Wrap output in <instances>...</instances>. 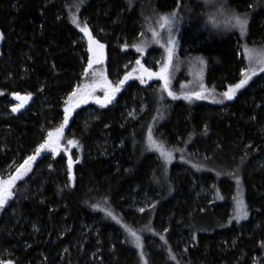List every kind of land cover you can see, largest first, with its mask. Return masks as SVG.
Listing matches in <instances>:
<instances>
[{"label": "trees", "instance_id": "obj_1", "mask_svg": "<svg viewBox=\"0 0 264 264\" xmlns=\"http://www.w3.org/2000/svg\"><path fill=\"white\" fill-rule=\"evenodd\" d=\"M0 32V178L64 124L87 38L118 87L69 112L73 178L48 153L12 188L0 264H139L138 248L147 264H264V0H0ZM169 48L167 88L120 84ZM18 93L32 100L14 114Z\"/></svg>", "mask_w": 264, "mask_h": 264}, {"label": "rangeland", "instance_id": "obj_2", "mask_svg": "<svg viewBox=\"0 0 264 264\" xmlns=\"http://www.w3.org/2000/svg\"><path fill=\"white\" fill-rule=\"evenodd\" d=\"M86 39V42L88 44V51H89V60L86 63V79L85 82L75 90V92H73L71 95H69L66 99L67 104H66V117H67V123L61 125L60 128L61 131H57L58 129L56 128V130L51 131L49 133H52L53 135L50 137L49 133L47 134V137L45 138V142L42 145H45L44 148H41V145L37 148V150L39 149V153L37 152V150H35L33 155H29L26 157L25 161H28L29 157H35L34 160H31L28 162V164L22 163V165H24L23 168H21V166L19 168H15V171L12 173V176L10 177H6V178H0V192H3L4 189H7V192L5 193L6 195V202L4 203V205L2 207H4L8 201H10L13 197L12 194V188L14 187V185L25 178L26 175H28L30 173V171L32 170L33 166L35 165L34 163H36L41 157H43L46 154H51L53 158H58L60 153H64L67 156L66 159V163L68 164V166L66 167L69 171H70V178H73V167L76 164V161H78L80 159V150H78V143L75 140H71L74 141L75 143H67L65 144L63 141V132H64V125H67L69 123V121L71 120V112L80 102L81 99L83 98H87L88 100H92L94 97H99L100 95H104V94H110V92L112 90H115L116 88V84L113 83L108 76L106 75V70L105 67L103 65L104 59H105V51H104V47H100V44L96 43L93 39ZM2 42V34L0 32V50H1V43ZM140 63L137 64L136 63L133 65V67L131 68L130 72H128V74H125L121 80V82L123 81V84L128 83L129 81H138L141 84H148L152 81H162L165 83V79H161L159 75H154L151 78L149 77V72L151 73H160L159 71H153L150 70L149 68H147L145 66V64L143 63V61H141V59H139ZM91 64V66H89ZM130 65V63L128 64ZM145 69L147 71H145ZM163 75L165 77H167V73H163ZM127 77V79H126ZM120 82V84H121ZM19 95L22 98H26V97H30L29 95H24L21 93L16 94ZM16 102L15 104L10 108V111L14 114L19 113L20 111H23L26 107H28V105L30 104L29 102H31L32 97L26 99V100H21V99H15ZM23 103V107L19 108L17 111H13L14 108H16L17 105ZM63 126V127H62ZM47 141V144H46ZM78 150V152L76 150ZM71 161V168H69V163ZM167 166V164H166ZM15 177H19L18 179H14ZM239 200L243 201V212H246L247 215L242 217V218H236V221L238 223L247 221L249 216H248V212L246 210V204L245 203V197L243 193H240L238 195L237 201H236V209H235V215H237V202ZM0 211H1V207H0ZM236 217V216H235ZM138 258H139V264H147V261L145 259V256L143 255L142 251L140 248H138Z\"/></svg>", "mask_w": 264, "mask_h": 264}, {"label": "snow or ice", "instance_id": "obj_3", "mask_svg": "<svg viewBox=\"0 0 264 264\" xmlns=\"http://www.w3.org/2000/svg\"><path fill=\"white\" fill-rule=\"evenodd\" d=\"M172 15L175 16V13H173ZM161 19L164 20L165 22H168V17H162ZM234 19H235L236 26H238L240 28L241 33L243 34L245 32L246 27H247V24H248L247 18L246 17H240V16H234ZM82 30H84V29H82ZM169 43H172V41L169 40ZM100 47H103V45H100ZM140 50H141L140 48H137V51H140ZM167 52H168L167 62L165 63L164 67L161 68L160 73L157 74V73H151V72H149V77L150 78L152 76H154V75H159L161 79H165V88H167V79L163 75V73H166L167 72L168 67L171 64V61H172V49L171 48L167 49ZM139 63H140V61L138 60L137 61V64H139ZM201 63H203V61H201ZM89 66H91V64ZM145 71H147V70L145 69ZM261 71H264V68H262ZM253 73H254V70H253ZM250 78H251L250 76H247L246 75L245 76V79H242L237 85H235V88H231L228 92L223 93V95L227 99H232L233 98V95H234V93L236 91V89H239V88L243 87L248 82V80ZM126 79H127V77H126ZM121 83H123V81ZM116 90L118 91V89H116ZM169 95H172V93H169ZM16 98L17 99H21V100H26V99H28L30 97L22 98L19 95H17ZM197 98H200V94H197ZM21 107H23V103L17 105L16 108L13 109V111H17ZM65 123H67V117H65ZM57 131L59 132V131H61V129H58ZM52 135H53L52 133H49V136L50 137ZM69 143L72 144V143H75V142L74 141H69ZM46 144H47V141H46ZM44 147H45V145H41V148H44ZM37 152L39 153V149L37 150ZM34 159H35V157H29L28 158V161H25V164H28L29 161L34 160ZM23 167H24V165H21V168H23ZM69 168H71V161L69 163ZM18 178L19 177H15L14 179H18ZM6 192H7V189H4L3 192H0V207H2L4 205V203L6 202V195H5ZM243 207H244L243 206V201L242 200H239L237 202V215H236V218H242V217H244V216L247 215L246 212H243L242 211ZM109 215H111V213H109ZM131 234L133 236H135V233L134 232L131 233ZM138 241H139V238L137 237V242Z\"/></svg>", "mask_w": 264, "mask_h": 264}]
</instances>
